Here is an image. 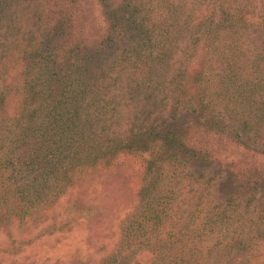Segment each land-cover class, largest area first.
Here are the masks:
<instances>
[{
    "label": "trees",
    "instance_id": "trees-1",
    "mask_svg": "<svg viewBox=\"0 0 264 264\" xmlns=\"http://www.w3.org/2000/svg\"><path fill=\"white\" fill-rule=\"evenodd\" d=\"M263 1L0 0V233L101 180L135 201L96 264H264Z\"/></svg>",
    "mask_w": 264,
    "mask_h": 264
},
{
    "label": "rangeland",
    "instance_id": "rangeland-1",
    "mask_svg": "<svg viewBox=\"0 0 264 264\" xmlns=\"http://www.w3.org/2000/svg\"><path fill=\"white\" fill-rule=\"evenodd\" d=\"M98 22L96 17L94 23L99 29ZM249 46L251 50L254 49L251 45ZM238 151V146L232 144H219L214 149L217 160L207 167L206 176L220 177L219 184L225 183L223 186L216 185L215 195L212 196L215 201L223 200L227 194H234L240 187L238 195L243 199L249 195L242 185H239L240 180L229 179V174L232 175L235 171H229L227 168L231 162L234 163L235 154ZM244 155L252 158L254 153L246 151ZM234 164L236 167L237 163ZM200 169L201 166L193 163L189 171L197 174ZM193 182L198 184L195 179H191L186 182L181 181L177 187H174L179 201L182 200L189 206H192L195 199L199 197L198 189L190 191ZM257 187V193L261 194V189ZM133 201H135L134 196L123 190L119 184L97 180L82 185L72 196L68 194L49 214L35 218L26 226H10L11 231L7 237L0 233V251L12 252V249L23 248L18 255L16 250L11 255H0V264H96L99 258L111 249L119 233V225ZM76 204H83V206L78 207ZM180 205L181 203H175L171 209L172 212L180 213ZM43 220L52 225L47 229H44L45 227L34 229L40 226L39 222ZM218 254L220 255V252ZM152 261L151 255L144 251L138 254L134 263L152 264ZM214 261L215 258L204 255L203 264H215Z\"/></svg>",
    "mask_w": 264,
    "mask_h": 264
}]
</instances>
